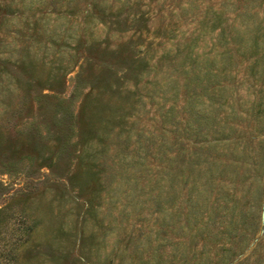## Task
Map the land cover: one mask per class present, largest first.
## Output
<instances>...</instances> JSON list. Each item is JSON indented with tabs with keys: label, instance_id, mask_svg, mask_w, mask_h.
Segmentation results:
<instances>
[{
	"label": "rangeland",
	"instance_id": "rangeland-1",
	"mask_svg": "<svg viewBox=\"0 0 264 264\" xmlns=\"http://www.w3.org/2000/svg\"><path fill=\"white\" fill-rule=\"evenodd\" d=\"M195 154L232 235L198 229ZM0 264H264V0H0Z\"/></svg>",
	"mask_w": 264,
	"mask_h": 264
},
{
	"label": "trees",
	"instance_id": "trees-1",
	"mask_svg": "<svg viewBox=\"0 0 264 264\" xmlns=\"http://www.w3.org/2000/svg\"><path fill=\"white\" fill-rule=\"evenodd\" d=\"M220 15H216L219 17ZM211 28L218 27L221 32L218 34L220 38L224 37V29L221 28L220 22L215 20ZM218 21V22H217ZM237 41V40H236ZM204 62V63H203ZM203 63V64H202ZM191 76L187 80L188 86L195 89L190 93L188 99L186 100L187 105L184 109H187V112L193 118L192 121L187 122L189 128V134H194L196 136L195 143L200 145L201 142L210 144L211 140L208 139V132L211 125L210 117L211 110L210 105H212V94L214 95L215 88L212 87V93L209 90L210 82V70L207 68V57L204 56L201 60L196 62L191 67ZM196 89H198L196 91ZM221 121V119L213 116V121ZM217 131V130H216ZM224 131L223 129H218L217 136L213 137L215 142L223 140ZM223 138V139H222ZM201 154H195V161H188L189 163V174L196 172V176H192L191 187L188 188V203L194 208L193 217L198 219L200 216L201 210H206L207 213L202 215L200 220L202 227L198 229L204 231L209 224H222L227 218L225 227L218 231V233H227L232 235L234 231L237 230V200L235 196L229 191L224 192L221 196L217 195V198H214V201L208 205L209 193L211 192V187L213 184V176L215 175V170L212 168L213 163L209 162L207 158L201 159ZM169 175V173H168ZM184 176V175H183ZM157 195L154 199L158 198L160 201L163 198L162 196V187L159 183V180H156ZM215 200H219L217 204ZM231 203V204H229ZM206 206V207H205ZM205 207V208H204ZM229 216V217H228ZM227 217V218H226Z\"/></svg>",
	"mask_w": 264,
	"mask_h": 264
}]
</instances>
